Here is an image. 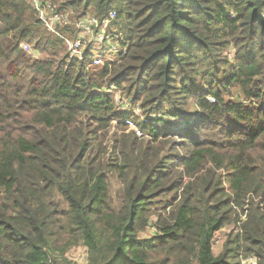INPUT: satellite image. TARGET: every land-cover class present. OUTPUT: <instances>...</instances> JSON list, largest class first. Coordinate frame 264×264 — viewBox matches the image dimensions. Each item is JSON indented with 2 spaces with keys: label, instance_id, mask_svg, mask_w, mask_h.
<instances>
[{
  "label": "trees",
  "instance_id": "trees-1",
  "mask_svg": "<svg viewBox=\"0 0 264 264\" xmlns=\"http://www.w3.org/2000/svg\"><path fill=\"white\" fill-rule=\"evenodd\" d=\"M49 2L73 21L114 11L118 54L67 62L30 0H0V264H70L78 242L86 264H264V0ZM126 118L149 142L94 148Z\"/></svg>",
  "mask_w": 264,
  "mask_h": 264
},
{
  "label": "built area",
  "instance_id": "built-area-1",
  "mask_svg": "<svg viewBox=\"0 0 264 264\" xmlns=\"http://www.w3.org/2000/svg\"><path fill=\"white\" fill-rule=\"evenodd\" d=\"M31 5L35 15L46 31L53 33L60 38L67 50L68 55L78 61L91 60V67L105 65L106 61H112L118 54L116 40L117 36L108 34L107 27L115 18V12H111L109 17L100 21L95 17L86 16L73 23L68 21V15L56 11L49 2L42 0H31ZM71 26L69 32H62L64 28ZM62 27L60 30L59 28ZM22 49L27 51L29 45L23 44ZM213 102V98H209ZM125 125L134 130L140 137V131L134 127L130 120H125ZM216 232L212 239V247ZM244 264V261H243Z\"/></svg>",
  "mask_w": 264,
  "mask_h": 264
},
{
  "label": "rangeland",
  "instance_id": "rangeland-1",
  "mask_svg": "<svg viewBox=\"0 0 264 264\" xmlns=\"http://www.w3.org/2000/svg\"><path fill=\"white\" fill-rule=\"evenodd\" d=\"M51 1L56 5L60 4V2H54L55 0L54 1L51 0ZM44 2H49V0H45ZM30 3H31V0H30ZM49 4H51V3L49 2ZM31 7H32V5H31ZM53 7H55V6H53ZM32 10H33V8H32ZM64 14H66V13H64ZM67 18H68V21L73 25V23L75 21H73L70 18V15H68ZM67 28H71V26H68ZM67 28H64L63 30H65ZM59 29L61 30L62 27H60ZM69 31H66V32H69ZM47 33L51 36H55L51 32L47 31ZM117 37H119V35H117ZM22 45L20 46L21 49H22ZM29 47H30V49L27 51H25L23 49L22 50L26 54L28 53V55H30L33 60L43 58L40 54L34 52L33 50H35V49H32V47L30 45H29ZM67 62H69L68 59H67ZM119 95H120L119 93H116V97H119ZM235 99L238 100V101L236 100L237 102L241 101V99H242L241 95L237 94V92H236ZM123 100L125 102V99H123ZM208 101H209V99H208ZM119 103L120 102L118 101V104ZM190 107H191V111H192L193 115L198 113L197 109L193 105H190ZM137 113L139 114V112H137ZM133 118H135V116H133ZM170 124L172 125L173 129L177 130L179 133H183V132H185L187 125L191 124V121H190V117H187L184 119H172ZM113 125L114 126L111 128V130L98 132L97 139L93 143V146L95 149L98 150L99 149L98 146L101 145L102 150H104V151H105V149L109 150L112 145L120 146V144L122 142L124 143L125 141H128L126 145H128L129 148H131V139L133 138V136L138 137L136 134L133 133L134 130L132 128L127 127L126 131L116 132V127H115L116 124H113ZM134 127L136 128L137 126L134 124ZM164 127H165V124H164ZM167 138H168V141L170 140L169 147L173 148V147H175V145L178 144L177 143L179 140L178 137H167ZM137 139H140L143 141H148L149 137L146 136V134L140 133V137H138ZM135 145H137V142L135 143ZM150 147L151 146H149V148ZM152 147L154 149H156L157 151H159L161 146L159 147V146H156V144H152ZM95 149L92 150V155H93ZM105 153H106V151H105ZM169 153L170 152H166V154H169ZM102 156H106V155L103 154V155H101V157ZM108 176H109V181H110L109 193H110V196L112 198H115V193H117L120 186L118 185L117 182H115L113 180V179H115V177H112L109 173H108ZM116 203L117 202H115V204ZM243 219H244V216H241V220H243ZM237 228L238 227H236V226L230 225V226H226L222 230L218 231V234L214 238V244H213V252L215 255H218L222 251L223 246L225 245V243L228 239V235L236 233L235 230H237ZM65 259L70 264H86L87 253H86V249L83 246L82 242H78L74 247L70 248V250H68V252L65 254ZM240 260H241L240 261L241 264H243V261H244V264H257L256 260L252 256L245 257L244 259L240 258Z\"/></svg>",
  "mask_w": 264,
  "mask_h": 264
},
{
  "label": "clouds",
  "instance_id": "clouds-1",
  "mask_svg": "<svg viewBox=\"0 0 264 264\" xmlns=\"http://www.w3.org/2000/svg\"><path fill=\"white\" fill-rule=\"evenodd\" d=\"M84 18V17H83ZM77 21V20H76ZM62 32H66V31H64V30H61ZM54 37H56V38H58L57 36H54ZM58 39H60V38H58ZM61 40V39H60ZM62 41V40H61ZM62 43H63V41H62ZM28 45V44H27ZM63 46H64V49H65V54H66V57H67V59H70V60H74V61H76V62H78V63H81V62H86L87 64H86V69L88 70V69H92V68H94V67H91L90 65H91V60L90 59H85L84 61H78V60H76V59H74V58H71L69 55H68V53H67V50H66V47H65V45H64V43H63ZM114 59V58H113ZM113 61V60H112ZM119 99H121V102L123 103V106H122V108L120 109L121 111H124V110H127L128 108H130V104L129 103H127V99L126 98H124L122 95L120 96V98ZM123 99H125V102H124V100ZM119 101V100H118ZM120 102V101H119ZM133 112H134V116H136V115H138V113L137 112H139L140 113V108H139V106H134L133 107ZM125 120H130L132 123H133V125H134V120H133V118H126ZM125 120L123 121V124L125 125ZM126 127H128L127 125H125Z\"/></svg>",
  "mask_w": 264,
  "mask_h": 264
}]
</instances>
